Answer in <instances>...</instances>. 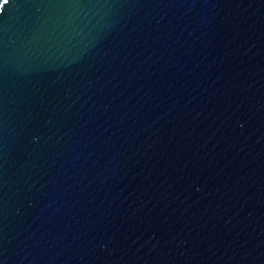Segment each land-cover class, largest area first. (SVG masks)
<instances>
[{"label": "water", "instance_id": "water-1", "mask_svg": "<svg viewBox=\"0 0 264 264\" xmlns=\"http://www.w3.org/2000/svg\"><path fill=\"white\" fill-rule=\"evenodd\" d=\"M0 264H264V0H0Z\"/></svg>", "mask_w": 264, "mask_h": 264}, {"label": "snow or ice", "instance_id": "snow-or-ice-1", "mask_svg": "<svg viewBox=\"0 0 264 264\" xmlns=\"http://www.w3.org/2000/svg\"><path fill=\"white\" fill-rule=\"evenodd\" d=\"M4 3H7V0H4Z\"/></svg>", "mask_w": 264, "mask_h": 264}]
</instances>
